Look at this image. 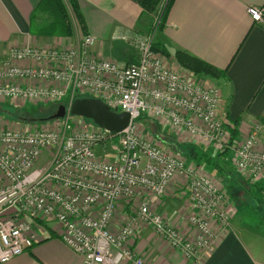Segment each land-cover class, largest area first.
<instances>
[{
  "label": "built area",
  "instance_id": "built-area-1",
  "mask_svg": "<svg viewBox=\"0 0 264 264\" xmlns=\"http://www.w3.org/2000/svg\"><path fill=\"white\" fill-rule=\"evenodd\" d=\"M247 12L253 22H264L262 9ZM156 20L149 34L123 37L139 54L131 65L90 57L95 45L90 35L74 49L26 46L0 56V100L71 104L83 94L130 116L118 133L71 115L51 121L48 130L33 124L0 129V263L28 253L37 241L36 228L46 223L61 227V241L85 264H149L132 245L140 224L189 262L199 264L214 252L213 224L224 230L230 226L223 208L227 194L198 167L138 137L143 117L231 152L237 171L252 184L261 180L264 152L256 147L264 123L234 144L230 126L220 117V89L174 72L154 51ZM101 150L111 151L113 161L102 160ZM178 176L187 178L194 239H186L150 208L151 200L162 198ZM123 199L139 203L113 234L111 224Z\"/></svg>",
  "mask_w": 264,
  "mask_h": 264
},
{
  "label": "crops",
  "instance_id": "crops-1",
  "mask_svg": "<svg viewBox=\"0 0 264 264\" xmlns=\"http://www.w3.org/2000/svg\"><path fill=\"white\" fill-rule=\"evenodd\" d=\"M42 1L0 0V56L6 55L12 48L26 46H55L57 49L79 46L85 36L84 31L82 33L80 25L73 23L71 16L74 29L71 37L33 33L34 26L40 27L43 17H46L37 13ZM77 2L86 33L95 39L89 56L120 65L137 63L139 54L134 55L132 42L123 37L134 38L147 33L151 19L142 17L140 0ZM250 7H258L264 12V0H174L164 29L157 37L169 51L170 57L158 54L167 61L171 70L220 89V117L230 128L236 129V135L231 136L234 144L245 141L258 122L264 123V22L252 21L247 12ZM177 51L186 52L212 65L224 75L220 79L192 75L177 63L174 57ZM79 97L87 96L82 94ZM158 128L157 134L170 141V148L177 147L182 154H189L188 164H194L195 157L205 154L213 157L217 168L210 165L208 169L218 170L220 178L200 170L202 175L220 182L234 194L228 197L227 204L223 206L229 216V229L224 230L219 224H213L216 236L214 252L199 264H264V227L255 231L254 223L246 224L243 219L236 222L239 213L235 209L236 204L245 205L244 199L251 197L264 207V198H258L259 191L264 193V175L257 184L252 185L247 175L235 169L231 155L218 157L214 153L219 154V151L207 145L200 147L196 138L168 126L163 127L164 130ZM256 150L264 152V132L260 135ZM242 185L250 186L251 193L243 191ZM186 193L187 178L178 176L169 184L162 198L150 199V208L160 213L186 239H194L195 231L189 225V217L194 209ZM145 197L148 198V195H144L143 199ZM135 203L138 205L139 202ZM135 205L131 206L129 200H121L111 224L113 234H118L128 221L137 208ZM35 232L37 241L28 253L0 264H85L80 255L61 241L62 229L59 225L46 223L45 227H37ZM132 245L149 264H195L187 261L183 254L172 249L144 224L138 226Z\"/></svg>",
  "mask_w": 264,
  "mask_h": 264
},
{
  "label": "rangeland",
  "instance_id": "rangeland-1",
  "mask_svg": "<svg viewBox=\"0 0 264 264\" xmlns=\"http://www.w3.org/2000/svg\"><path fill=\"white\" fill-rule=\"evenodd\" d=\"M68 9H69V7H68ZM69 16L72 17L74 24H76V23L79 24V22H77V20L75 19V15L72 13L71 10L69 11ZM148 17H150L148 19H151V22L149 23L150 25L147 29V33H145L146 35L148 34L149 29L152 30L154 28L155 23L157 21V20L154 21L155 17H153L152 15L148 16ZM43 20H47L46 17L45 18L43 17ZM70 23H71L72 34H73L74 29H73L71 20H70ZM81 32L83 33L82 28H81ZM159 33H160V31H158L157 35H159ZM72 34L69 36H58V37L68 38V37H71ZM83 35H84V33H83ZM71 41H73V40H71ZM52 47H55V46H52ZM134 49H135V51H137L136 48H134ZM135 51H134V55H136L138 53V52L135 53ZM131 64H135V63H131ZM57 87H58V85H57ZM78 98H81V97H79V96L76 97V99H78ZM60 105L68 106L69 104L66 101H60L59 103H49V102H29V101H22V100H0V129H11V130H13V129L21 128L25 124H33V126H37L39 128L45 129V130L51 129L52 128V125H50L51 122H43V121L45 119H47L48 117H50L52 114H55L57 112L58 106H60ZM85 122H86L85 120L78 119V123H85ZM160 124H158V122L153 121L149 118L141 120L139 122V127H138V132H137L138 137H140V138L147 137V139L145 138L146 140L150 141L153 144H158V145L162 146L164 149H166L169 152L171 150L174 154L180 156L183 160L187 161L189 154H185L184 152H183L184 154H182L180 151L175 150L174 147L170 148V141H168L167 139L161 138L157 134V132H156L157 127L161 128V129H163V127H165L164 125H162V124L160 125ZM166 138H168L170 140L169 136H166ZM197 141L199 142L200 147H202V145H205L202 143L201 140H197ZM187 151L190 152L189 150H187ZM217 151H219V150H217ZM99 152L98 153L100 154L102 160L113 161L114 155L111 151L101 150ZM214 154L218 155V152H215ZM229 155L232 156V161H233V155L229 151L225 152L224 157L229 156ZM194 159H195L194 160L195 163L190 164V165H192V167L193 166L198 167L199 170L208 171L215 178L216 177L220 178L221 174L218 172V170L212 169L209 171V169H208L209 167L207 165H204V163L206 162L205 158H201V156H199V157H195ZM209 178H211V177H209ZM216 184L217 185L219 184L218 186L221 189V191H223V189H224L223 192L227 193L228 197L234 195V194L230 193L231 192L230 188H226V186H224L220 182L216 183ZM243 187H244L243 191L246 190L247 192L251 193L252 190L250 189L251 188L250 186H247V187L243 186ZM239 193H240V190H239ZM260 193L261 192L259 191L258 192V194H259L258 198H261V197L264 198V193L263 194L262 193L260 194ZM244 201L246 202V204H245L246 206L243 203H239V204L235 205V209H237V212L239 213V215L236 218V222H239L241 219H243L246 224L254 223L253 225H255V229H254L255 231L263 228L264 227V207L263 206L261 207L259 204V201L258 200L254 201L252 197L246 198V199H244ZM135 204L131 203V206H134ZM251 206H253L255 208H252ZM247 212H250V213H247ZM40 225L43 226L42 224H40Z\"/></svg>",
  "mask_w": 264,
  "mask_h": 264
},
{
  "label": "trees",
  "instance_id": "trees-1",
  "mask_svg": "<svg viewBox=\"0 0 264 264\" xmlns=\"http://www.w3.org/2000/svg\"><path fill=\"white\" fill-rule=\"evenodd\" d=\"M174 0H140V7L142 8V17L153 16L156 19L160 18V24L158 25V31L160 33L164 29L167 16L173 5ZM75 15V18L79 22V25L84 31V35H87L85 30L84 20L80 14L77 0H43L37 8V13L46 15V19L40 27L34 26V34H47L49 36H69L72 34V28L70 23L69 9ZM39 30V32L37 31ZM154 51L162 54L165 57H170L169 51L161 43L160 40L154 45ZM174 57L179 66L195 76H206L212 79H220L224 72L217 70L212 65L201 61L186 52L177 51ZM143 119H148L143 117ZM231 129V135H236V129ZM175 150H178L175 147ZM181 152V151H180ZM225 152L220 151L218 157L224 156ZM195 157V156H194ZM201 158H205V164L209 167L217 168V164L214 162V158L209 155H202Z\"/></svg>",
  "mask_w": 264,
  "mask_h": 264
},
{
  "label": "water",
  "instance_id": "water-1",
  "mask_svg": "<svg viewBox=\"0 0 264 264\" xmlns=\"http://www.w3.org/2000/svg\"><path fill=\"white\" fill-rule=\"evenodd\" d=\"M68 115L86 119L95 126L113 133L123 131L130 122L129 114L113 112L101 100L94 98H78L68 106L60 105L57 112L43 122L63 119Z\"/></svg>",
  "mask_w": 264,
  "mask_h": 264
},
{
  "label": "bare ground",
  "instance_id": "bare-ground-1",
  "mask_svg": "<svg viewBox=\"0 0 264 264\" xmlns=\"http://www.w3.org/2000/svg\"><path fill=\"white\" fill-rule=\"evenodd\" d=\"M231 130V129H230Z\"/></svg>",
  "mask_w": 264,
  "mask_h": 264
}]
</instances>
